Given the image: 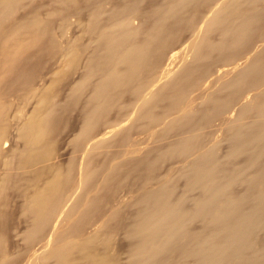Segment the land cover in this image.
<instances>
[{"label":"bare ground","instance_id":"6f19581e","mask_svg":"<svg viewBox=\"0 0 264 264\" xmlns=\"http://www.w3.org/2000/svg\"><path fill=\"white\" fill-rule=\"evenodd\" d=\"M35 1L0 0V264H264V0Z\"/></svg>","mask_w":264,"mask_h":264},{"label":"rangeland","instance_id":"374dc122","mask_svg":"<svg viewBox=\"0 0 264 264\" xmlns=\"http://www.w3.org/2000/svg\"><path fill=\"white\" fill-rule=\"evenodd\" d=\"M38 3V4H37ZM37 5V7L40 5V1H38V0H36L35 2H33V5H29V9L30 8H33L34 6H36ZM260 35H259V34ZM263 34H264V27L262 26L261 28H260V30H258L257 31V37H261V36H263ZM178 49V48H177ZM177 49L175 50V52L177 51ZM33 52H35V50L33 49L32 50ZM174 52H172V53H170L169 55H171V54H173ZM47 59V58H46ZM45 61H47V60H45ZM50 61V62H49ZM55 66V62H54V60H49L48 59V61L46 62V67L47 68H45V71L47 72L48 70L49 71H51V69L53 68ZM48 71V72H49ZM215 82V81H214ZM214 84V83H213ZM13 95H9L8 97L6 96V98H8V99H6L7 101H12V100H14V98L15 97H12ZM11 98H13V99H11ZM78 110L77 111H75L74 112V114L73 113H71L72 115L71 116H73L72 118H71V116H70V118L68 119V117H67V119L66 120H70V119H72L71 121H73V119H75L77 116H78ZM77 119V118H76ZM75 119V120H76ZM74 120V121H75ZM10 121L12 122V120L10 119ZM13 123V122H12ZM213 125H210L209 126V124H206L207 125V127H206V125L204 126V128L203 129H205V130H207V131H205V130H203V131H205L206 132V134L204 135V133H203V135L206 137V135H207V137L204 139L206 142H208L209 140H210V138H215V136L218 134V136H219V130L217 129V127H215L214 126V123H212ZM212 129V130H211ZM214 130H216V132L214 131ZM210 132H212V133H210ZM210 133V135H212V136H210V135H208ZM217 133V134H216ZM63 135H64V133H63ZM62 135V136H63ZM134 135H136L137 136V140H136V136L134 137V140H136L134 143H135V145H137V146H140L139 144H140V141L141 140H145L146 141V139H148V132H143V133H141V132H136ZM133 135V136H134ZM141 135V136H140ZM142 136H144V138L142 137ZM228 136H229V134H228ZM138 137H139V140L140 141H138ZM142 137V138H141ZM217 137V136H216ZM63 138V137H62ZM61 138V139H62ZM208 138H209V140H208ZM150 140V139H149ZM138 141V142H137ZM205 141H203L202 143V145L201 146H203V145H205L204 143H206ZM63 142V143H62ZM62 142L59 144V145H61V148H59V149H61L62 150V152H61V150L59 151V158H65L70 152H71V149H73V146H71V145H66V144H64V141L62 140ZM150 142V141H149ZM148 142V143H149ZM137 143V144H136ZM145 144H147V142H144ZM159 143H161V144H159L160 146H162L163 144H162V141L160 142L159 141ZM64 146H63V145ZM144 144V145H145ZM225 144V146H223ZM143 145V144H142ZM141 145V146H142ZM222 145V146H221ZM159 146V147H160ZM59 147V146H58ZM63 147V148H62ZM66 147V148H65ZM71 147V148H70ZM114 147V146H113ZM116 148V147H115ZM115 148H113L114 150H115ZM226 148H227V144L226 143H222V144H220V147L218 148V150H217V152L218 151H220V152H218V154L219 155H221V154H223L224 153V151L226 150ZM112 149V148H111ZM117 149V148H116ZM221 149H223V150H221ZM70 151V152H69ZM61 154V155H60ZM67 154V155H66ZM61 158V159H62ZM77 160H79V159H76V162H77ZM171 160V161H170ZM241 160V159H240ZM239 159H237V162L238 161H240ZM164 161V162H163ZM173 162L174 163H177V164H173ZM78 163V162H77ZM161 163H163V164H161ZM178 163H180V162H177V160L176 159H168V160H162L161 162H160V164H159V173H161V172H163V174H164V172H166L167 170H171V169H175V167L177 168V166L179 165ZM171 166H174L173 168L171 167ZM170 168V169H169ZM162 174V173H161ZM140 181V179H138V180H136L135 181V184H133L132 182V184L131 183H129V185H125V189L127 188V189H129L130 187L129 186H132V188L133 187H139V186H141L143 183L142 182H144V180H142L141 182H139ZM137 183V184H136ZM138 185V186H137ZM241 186V187H240ZM135 187V188H136ZM242 187H244V186H242V185H239V188H238V190L239 191H242L243 190V188ZM132 188H130V189H132ZM129 189V190H130ZM14 190H9L8 192L10 193H8L10 196H9V198H11L12 200L10 201V199H9V202H10V204H9V206L7 207V208H9V209H7V211L9 212V215H11V214H13L12 216H14V212H15V208L13 207L14 206V203H16L17 201H18V199L19 198H17L16 199V193H15V191L13 192ZM12 196V197H11ZM16 201V202H15ZM13 219V218H12ZM198 225V226H197ZM196 227L198 228V229H201L202 228V226L200 225V224H196ZM10 234H11V231L9 232ZM264 234H260L259 235V239H263L264 238V236H263ZM263 237V238H262ZM10 244H12V242L10 243Z\"/></svg>","mask_w":264,"mask_h":264}]
</instances>
